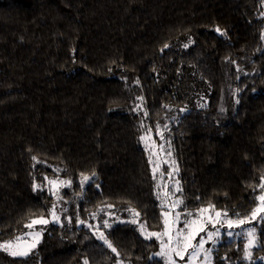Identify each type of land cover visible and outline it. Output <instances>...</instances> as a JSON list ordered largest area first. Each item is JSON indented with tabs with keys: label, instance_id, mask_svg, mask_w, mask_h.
Instances as JSON below:
<instances>
[{
	"label": "trees",
	"instance_id": "16d2710c",
	"mask_svg": "<svg viewBox=\"0 0 264 264\" xmlns=\"http://www.w3.org/2000/svg\"><path fill=\"white\" fill-rule=\"evenodd\" d=\"M262 12L264 0H0V242L60 199L71 219L27 258L0 250V264H161L133 225L105 231L118 255L77 226L114 207L161 230L149 129L179 169L180 212L249 215L264 177ZM50 174L71 181L59 199L33 190ZM245 243L219 245L213 264H264L243 259Z\"/></svg>",
	"mask_w": 264,
	"mask_h": 264
},
{
	"label": "snow or ice",
	"instance_id": "6c2138e0",
	"mask_svg": "<svg viewBox=\"0 0 264 264\" xmlns=\"http://www.w3.org/2000/svg\"><path fill=\"white\" fill-rule=\"evenodd\" d=\"M261 16L264 17V12L261 13ZM217 33L220 35H226V33L221 30L219 27L215 29ZM261 39H264V32L261 33ZM191 43V40H189ZM168 45H165L167 47ZM185 47H188V44H185ZM143 100V98H140ZM236 103H239L237 99ZM204 107V105H201ZM141 111L143 109L140 105H137ZM223 111V109H221ZM183 111V109H181ZM147 112H145V116ZM141 127H143V122L141 123ZM167 128V125H165ZM157 134H161L159 132V128L157 129ZM162 135V134H161ZM151 139V129L148 130V134L142 135L140 137L141 141H147ZM146 150L151 148H156L155 141L149 146L146 143ZM161 150H163V145L159 146ZM170 147V146H169ZM152 155H156L155 152H152L149 156V163L153 164V179H156V172L159 171L160 164L154 163L152 160ZM171 151L167 152V156L171 157ZM159 160V157H157ZM33 160H36V157H33ZM164 163H168L171 166V171L167 173L169 179H173V173H178L179 169L176 167L175 160H165ZM163 175V173L161 174ZM92 176H95V172L92 173ZM91 179L88 175H82L80 186L81 190H83L84 185ZM45 180L50 185L49 193L52 196L57 197L59 199V188L61 186H68L71 184V181L64 180H49L45 177ZM179 180L175 181V188L173 190H168V185H161L159 182L157 183L158 189H163L162 192L157 193V199L161 200V217L163 229L161 231H148L145 224L140 223L139 229L141 234L144 235L145 239L155 238L159 242V251L154 253V257H160L164 264H178L177 258L179 260H185V256H187L186 264H196L197 259L203 257L201 264H212V248H205V244L208 242H212L213 247L215 244L219 242V238L221 237V229L227 225L228 232L226 233L229 237L232 236V229L235 227H240L245 224L252 223L253 221L264 222V191L260 195L256 196V200L259 201L258 205L252 210V212L240 218L239 214H237L236 219H231L228 217L227 212L216 211L213 205H208V207L199 208L196 213L191 211L180 212L177 211L180 208L184 201L180 197H176V193L181 192L182 189L179 187ZM39 186L37 184H33V190L35 191ZM259 188L264 190V177H261V181L259 184ZM175 197V198H174ZM129 211L133 214V219L129 221L130 223L137 224L139 213L134 209L129 208ZM215 211V217L211 215V212ZM52 217L53 222L60 223V217L56 213V204L54 203L52 209L49 213ZM207 214V216H206ZM184 216L183 227H177L179 223H181V216ZM95 214H93V217ZM50 221L44 216H40L39 218L32 219L29 223L25 224V227L30 229V231L22 236H16L13 240L4 242L0 244V250L7 253L10 257L16 258H27L33 250L40 243L42 231L35 230L34 226L36 225H47ZM71 222V221H69ZM79 224H84L90 229L93 228L92 225L86 224L83 220H78ZM208 225H211L210 230ZM104 227H109L107 221H104ZM200 233H205L204 236H200L199 240L196 243L197 236ZM94 235L97 236V239L101 240L104 245H106L113 253H117L116 248L112 245V243L107 239L103 232H99L97 229L93 232ZM243 235L246 237V243L243 247V259L251 261L252 251L251 249L257 244V229L255 226L248 228L243 232ZM264 235V233H262ZM29 237V238H25ZM118 255V253H117ZM261 259H264L262 257ZM83 264H88L87 259L84 260ZM117 264H120L119 260Z\"/></svg>",
	"mask_w": 264,
	"mask_h": 264
},
{
	"label": "rangeland",
	"instance_id": "374dc122",
	"mask_svg": "<svg viewBox=\"0 0 264 264\" xmlns=\"http://www.w3.org/2000/svg\"><path fill=\"white\" fill-rule=\"evenodd\" d=\"M160 133L162 134V132H160ZM161 134L151 133V139L150 140H147V141H141L140 140V141H141V145L143 147V150L146 153L147 162L149 163L150 154L152 152H155L156 155H152V160H153L154 163H159L160 164L159 171H157L156 174H155L156 175V179H153V181H154V191H153V193H154L155 200L157 201V207H158L159 212H160V224H161V230H162L163 229V224H162V217H161V200L157 199V193L158 192H162L163 189H158L156 185H157L158 182L161 185L167 184L168 185V190H173L175 188V186H176L175 185V181L178 180V179H177V173H173V177H174L173 179H169V177L167 175V173L169 171H171L172 169H171L170 164L164 163V161L166 159L167 160H174V158H173L172 155H171V157L167 156V152L170 151V148L166 144L165 139L163 138V135H161ZM144 135H146V134H144ZM153 141H155V143H156V148L149 147V149L146 150V147H145L146 143L150 146ZM160 145H163V150H161V148L159 147ZM157 157H159V160L157 159ZM149 169H150V174H151V176L153 178V164L149 163ZM51 170H53L54 172H57L56 169H54V168H51ZM162 173H163V175H161ZM50 175H53V174H50ZM50 175H46V177L49 180L56 179V180L68 181V180H65V179L61 178L58 175H53V176H50ZM42 182L41 183H36L39 186L37 189H40V190L44 191L48 196L51 197L52 195H50V193H49L50 185L45 180V177H43ZM69 187H70V185L61 186L59 188V196L62 193V191H64L65 189H67ZM262 191H264V190H261L260 194L262 193ZM77 195H78V193H77ZM77 195H76V197H77ZM52 197H54V199L57 198L55 196H52ZM176 197H180L179 196V192L176 193ZM59 202L60 203H58V205H56V213L60 217V223L53 222L51 215L48 214V216L45 217V218H47L50 221L47 225H36V226H34L35 230L42 231L41 240L44 237L45 229L47 227H49L50 225H61V224H65V223H70L69 221H71L70 216L66 213V211L65 212H60V210H63L65 208L67 200L66 199L65 200H61L60 199ZM258 203H259V201H257L256 206L258 205ZM53 204H52V206H53ZM52 206L49 209V213H50V210L52 209ZM69 206H71V202H70ZM178 209H177V211H179ZM216 211H218V210H216ZM181 212H186V211H181ZM191 212L196 213V211H191ZM94 214H95V216L93 218L91 217L90 219L84 220L86 222V224L92 225L93 228L90 229L89 227L85 226L84 224H79V222H77V226L78 227H83L85 229H88L91 233H93L94 231H96L98 229L99 232H103L105 234V231H107L112 226H115L117 224H130V225H133L135 228H137V230L139 231L140 235L142 236L141 231L139 229V224L143 223V224L146 225V223H144L142 221L140 214H139V218H138V223L137 224L130 223L129 221H131L133 219V214L129 211V208L118 209V208H114V207H101V208H98V210ZM211 215L213 217H215V211H212ZM261 215H264V213H262ZM206 216H207V214H206ZM89 217H90V215H89ZM37 218H39V217H37ZM183 220H184V216L182 215L181 216V223H179L177 225V227H181V228L183 227ZM104 221L108 222L109 227H107V228L104 227ZM260 225H261V222L253 221L252 223L245 224V225H242L240 227H235V228H233L231 230L232 231V236L231 237H229L226 234L229 230L227 228V225H225L224 228L221 229V237L219 238V242L215 244V247H213L212 242H208V243L205 244V248H212V253H211L212 264H213V252H214V249L216 247H218L219 245L224 244V243L229 244L232 241H238V240H243V241L245 240L246 241V237L243 235V232L246 231L248 228H251L253 226H255L257 228ZM263 225H264V222L262 223V226ZM208 228L210 230H214V229H211V225H208ZM29 231H30V229L25 228L24 232L21 235H19V236H22V235L28 233ZM204 235H205V233H200L199 236H197L196 241H194L193 243H196L199 240L200 236H204ZM94 236L97 239V236L96 235H94ZM25 238H29V237H25ZM151 239L156 240L155 238H151ZM7 241H10V240L2 241V242H0V244H2L4 242H7ZM97 241L104 245V243L101 240L97 239ZM156 242L158 244V250L156 252H158L160 250L159 249V242L157 240H156ZM38 245H37V247H38ZM104 246H106V245H104ZM256 246H257V244H256ZM37 247L33 250L32 253L35 252ZM255 247H253L251 249V251H252L251 261H248V260H246V261L250 262V263L251 262L252 263H264V259H261V257L255 258V259L253 258V249ZM156 252H154V253H156ZM154 253L151 254V257L153 259H155V260H157V259L160 260L159 263L164 264V261L160 257H158V256L154 257V255H153ZM202 259H203V257H200L199 259H197L196 264H201ZM186 260H187V256H185V260H179V258H177L178 264H186ZM119 262H120V264H126V262L123 261L122 259H120Z\"/></svg>",
	"mask_w": 264,
	"mask_h": 264
}]
</instances>
